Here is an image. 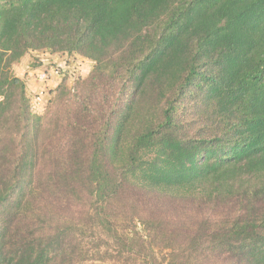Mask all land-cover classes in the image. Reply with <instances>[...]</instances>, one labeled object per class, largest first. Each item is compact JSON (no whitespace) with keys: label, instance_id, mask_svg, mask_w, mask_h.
<instances>
[{"label":"trees","instance_id":"trees-1","mask_svg":"<svg viewBox=\"0 0 264 264\" xmlns=\"http://www.w3.org/2000/svg\"><path fill=\"white\" fill-rule=\"evenodd\" d=\"M39 51L94 63L49 120ZM0 264H264V0H0Z\"/></svg>","mask_w":264,"mask_h":264},{"label":"rangeland","instance_id":"rangeland-1","mask_svg":"<svg viewBox=\"0 0 264 264\" xmlns=\"http://www.w3.org/2000/svg\"><path fill=\"white\" fill-rule=\"evenodd\" d=\"M93 67V62L77 54L39 51L25 55L10 70L13 76L25 83L30 112L49 120L51 115H60L66 104H72L76 97L83 96L81 92ZM52 139V143H64L61 139L57 142Z\"/></svg>","mask_w":264,"mask_h":264},{"label":"built area","instance_id":"built-area-1","mask_svg":"<svg viewBox=\"0 0 264 264\" xmlns=\"http://www.w3.org/2000/svg\"><path fill=\"white\" fill-rule=\"evenodd\" d=\"M39 100V99H38Z\"/></svg>","mask_w":264,"mask_h":264}]
</instances>
